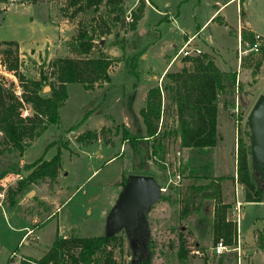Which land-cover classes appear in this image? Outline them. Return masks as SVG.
<instances>
[{
    "label": "rangeland",
    "instance_id": "1",
    "mask_svg": "<svg viewBox=\"0 0 264 264\" xmlns=\"http://www.w3.org/2000/svg\"><path fill=\"white\" fill-rule=\"evenodd\" d=\"M28 1L27 6H30L35 15L40 18L47 17L45 9L47 0ZM49 1L55 9V16L71 27L72 33L61 42L65 51L62 56H70L72 54L68 44L79 27L90 21L91 16H99L104 7L94 13L92 11L90 13L91 9L87 12L74 13V8L69 7L68 0ZM142 1L143 4L150 2L152 8L145 9L141 22L137 21L134 30L129 28L132 21L124 18L122 23L119 22L112 28L110 34L104 35V51L108 54L109 51H115L117 54L112 56L121 58L118 67L115 62L109 69L113 72L112 83L94 90H87L78 82L68 83L66 85L68 96L59 108V123L48 125L30 141L23 152L24 161L21 160V156H15L16 151L11 153L5 151L0 155V167L5 166L7 170L6 175L0 177V204L5 208V214L0 210V264L6 262L18 264L23 257L39 258L51 245L56 233L61 235L65 232L67 236L83 237L105 234L107 215L122 189L121 179L135 171L152 174L165 190L148 211L149 234L146 239L138 243L134 253H128V244L124 242L123 252L115 249L118 259L131 261L144 252L150 254L151 264H224L219 257L209 254L211 247L214 246L212 239L214 200L197 196L191 208L189 207L190 211L183 213V197L188 195V187L207 184L217 176L224 177L217 182L221 185L222 200L230 203L231 210L235 206V199L240 200L238 208L234 207V212L230 214V216L234 214L238 219L240 235L250 240L253 229L261 227V221L264 220V204L244 201L242 186L232 177L236 169L237 138L242 139L246 148L249 147L250 130L246 116L256 97L264 93V46L261 45L258 51H251L249 50L251 42L242 43V59L240 56V60L237 61V39L233 30L230 33L223 25L204 29L192 44L201 46L212 56L216 57L219 54L217 60L223 57L234 68L236 64L240 68L241 63L242 70L238 71L244 79V82H240L239 90L235 89L230 94L221 93L219 96V101L229 104V107L220 104L217 108L214 146L206 150L184 148L179 145L174 133L162 136L164 130L171 131L176 126L175 111L167 97L163 98L164 112L160 135L146 140L136 131L133 119L126 125L123 118L124 116L133 118L132 115L138 113V108L143 105L142 89L146 85V79L148 76L157 75L163 67L164 59L179 48L183 38L181 27L187 31L194 28L196 20H202V15L207 9L204 8V0H124V15L131 13L133 20L132 12L136 11ZM34 5L39 8H35ZM229 8L233 11L234 5H230ZM250 8L258 24V35H262L264 0H252ZM245 10L248 11L249 7ZM165 11L175 17L179 12V20L167 21L168 13L165 14ZM229 13L227 24L235 29V15ZM1 14L0 11V19ZM142 27L147 30H143ZM116 31L117 41L122 42L123 48L112 44ZM159 37L166 39L165 52L160 51L159 44L155 42L160 39ZM209 37L218 40L219 46H216L214 52L206 42ZM263 38L262 35V41ZM173 43L175 45H172ZM14 47L0 44V83L5 87L12 81L14 84L18 81L15 75L6 71L3 62L6 57L2 51ZM144 52L146 57L141 59L140 55ZM17 54L18 70L28 77L38 76L40 66L49 74L51 69L48 63L57 57L39 63L37 58L28 53L23 56L18 50ZM174 66L175 64L172 68ZM163 80L168 81L167 78ZM134 84H137L136 88ZM26 107L31 114L32 110L28 105ZM87 131H91L92 134L87 136ZM125 132L133 137L140 135L138 140L133 139L134 142L139 141L135 148L140 149L138 154L132 146L134 143L124 138ZM97 138H100V141H97ZM159 139L160 145H157ZM58 150L62 167L56 180L45 178L30 184L29 191L18 193L26 201L25 204L16 202L10 207L6 200L7 187H14L17 180L25 177L37 164L32 168H26L25 165L37 159L40 161L49 159ZM113 154L116 156L105 162V159ZM4 155L6 156L3 157ZM99 155H103L104 159L99 158ZM136 155H141L143 162H140V157ZM248 158L250 159V154ZM176 172L180 173L178 183L171 181V178L174 179L171 176ZM60 187L62 191L57 193V188ZM32 189L36 192L25 195L26 191L28 193ZM67 196L69 197L65 199ZM56 206H59L57 210ZM52 211L53 213L45 218L47 213ZM31 218H35L37 222L32 223ZM23 224L34 230L26 234L27 243L21 241L17 244L25 230H16L15 226ZM263 227L254 232L256 235L262 232L261 237L264 241ZM180 242H183L188 250L187 256L183 259L177 255ZM252 242L264 252V248L258 244L257 236ZM247 245L243 244L244 251ZM12 250L15 254L8 258ZM245 258L247 256L243 254V263Z\"/></svg>",
    "mask_w": 264,
    "mask_h": 264
},
{
    "label": "trees",
    "instance_id": "2",
    "mask_svg": "<svg viewBox=\"0 0 264 264\" xmlns=\"http://www.w3.org/2000/svg\"><path fill=\"white\" fill-rule=\"evenodd\" d=\"M6 2L7 0H0V4ZM68 5L74 8V13L87 12L90 9V13L91 11L94 13L101 7H104V11L100 12L99 16H91L90 21L79 27L68 44L72 55L54 57L48 63L51 69L49 74L43 70V66H40L37 79L20 73L17 43L12 40L0 41V44L15 46L14 49L5 48L2 53L6 57L3 61L6 71L18 79L15 84L12 81L8 87L0 83V155L5 151L8 153L16 151L15 156H22L30 141L48 125L59 123V108L68 96L66 90L68 83L78 82L85 89L94 90L95 87L110 81L109 68L113 63L121 60L120 57L104 51V35L110 34L117 23L124 21V0H68ZM143 7V2H140L136 11L132 12L133 20L129 24L131 30L136 28ZM117 36L116 31L112 44L123 48L122 42L117 41ZM181 63L183 64L177 70L165 74L168 81H164L160 87L153 86L147 90L145 105L139 110L146 133L141 137L156 138L160 135L164 112L163 98L167 97L175 111L176 126L171 131L164 130L162 136L172 132L178 138L181 147L206 150L214 146L216 140L219 95L230 94L235 89L239 90L241 83L237 80L234 71L219 69L207 53L183 56ZM46 85L49 86V90L44 92ZM27 105L32 110L31 114L26 117L20 116L22 107ZM91 134V131L86 133L87 136ZM128 134L125 132L124 138L134 143L132 146L138 154L140 149L135 148L139 141L134 142L133 139L138 140L140 135L133 137ZM241 140L237 138L236 169L232 178L242 186L244 201L260 202L264 200V166L253 160L250 144L246 148ZM157 145H160V139ZM136 156L140 157V162H143L141 155ZM35 164L37 165L34 169L25 177L19 178L14 187H7L6 200L9 206L13 205L14 197L18 193L29 189L30 184L45 178L56 180L61 169L60 150L49 159L42 161L37 159L27 163L25 167L32 168ZM6 173L7 170L4 169L0 172V177L5 176ZM126 177L121 179L122 186ZM223 178L217 176L207 184L190 185L188 195L183 197V213L190 211V206L197 196L212 198L214 200L213 243L222 240L227 247H234L237 244L238 226L236 220L227 217L230 203L222 200L221 185L217 182ZM261 234L263 233L258 232L256 236L259 246L264 248ZM124 242L128 244L123 230L111 235L87 237L77 235L63 237L56 233L51 245L39 258L23 257L18 264H151L150 254L144 252L135 260L118 259L115 249L118 248L123 252ZM128 253H131L129 244ZM187 254L188 250L184 247V243L180 242L178 257L183 259Z\"/></svg>",
    "mask_w": 264,
    "mask_h": 264
},
{
    "label": "crops",
    "instance_id": "3",
    "mask_svg": "<svg viewBox=\"0 0 264 264\" xmlns=\"http://www.w3.org/2000/svg\"><path fill=\"white\" fill-rule=\"evenodd\" d=\"M19 1V2H18ZM22 0H8L6 3L0 4V11L2 12V16L0 19V41L1 40H12L17 43L18 50L22 52L23 56L25 53H28L32 55L33 57L37 58L38 62L46 61L48 62L51 58L54 56H62L64 55V47L61 45V42L66 40L69 35L72 33L71 27L69 25H66L63 23L64 21H61L56 17L55 9H53V6L51 5L50 1L47 0V3L45 5L46 9V15L47 17H38L30 10V6H27V3H29L28 0H24L25 2H21ZM200 1V0H198ZM143 2V1H142ZM202 2V1H201ZM252 3V0H204V8H206V12L204 15H202V20L195 22L194 28H189V31L185 30L181 27V33L183 34V38L180 41L181 44L179 47L186 41L188 38H191L190 45L193 47H197L201 50V53H207L205 50L201 48V46L197 44H192L194 39L200 35L201 32L204 31L206 28H210L211 26H224V29H226L228 32L232 33V30L235 32L236 39H237V61L240 60V56L242 53H238L239 47L242 46V43L246 44L248 42L253 41V36L255 34H258V24L256 22L254 14H252V9L250 8V5ZM234 5L233 11L230 10V5ZM35 6V5H34ZM179 6V5H178ZM152 8V4L149 2L144 4V9L142 12V16L144 15L146 8ZM249 7V10L246 11L245 8ZM35 8H39L38 6H35ZM161 12V11H160ZM168 16L166 17V20L168 21H176V19L179 20V12H177L176 17L173 14H169V12L165 11ZM232 12L235 15V23L236 28L232 29V26H229L227 23L230 18V13ZM164 13V12H161ZM254 13V12H253ZM253 16V17H252ZM139 19L138 21L141 22L142 19ZM143 28V27H142ZM142 30V29H141ZM143 30H147L143 28ZM262 33V32H261ZM263 37L264 34L262 33ZM262 35H260L262 37ZM160 38V37H159ZM161 39V40H160ZM158 40H155L156 44H159L160 51L165 52L167 46H166V39L160 38ZM164 42V44H163ZM207 44L210 46L212 51L214 52L215 49L219 46L218 40L215 37H209L206 39ZM172 45H175L174 43ZM217 46V47H216ZM262 46H264V38ZM165 48V49H164ZM179 49V48H178ZM177 50L173 54H166L169 55L168 58L164 59L163 67L161 68L160 72L157 75H151L148 76L146 79V85H144L142 89V101L143 105L138 108V113L133 114L132 117L124 116L123 122L130 123V119H133L136 131L144 135L145 134V125L143 123V120L139 114V110L144 107L146 99V93L147 90L150 87L153 86H161L163 79L165 78V74L169 71H173L175 69L179 68V65L181 64V58L183 56L177 55ZM110 55H116L115 51H109ZM159 52V56H160ZM209 54V53H207ZM161 55V56H166ZM211 55V54H209ZM212 56V55H211ZM141 59L146 57V52L142 53L140 55ZM219 57V54L215 57L212 56L213 61L218 66L219 69L224 71H234L236 73V78L240 82H244V79H242L240 71L242 70L241 63L240 68L236 64V68H234L231 63L227 60H225L223 57H220V60H217ZM41 58L42 60H40ZM242 59V56H241ZM121 60H119L116 63V67L119 66ZM175 64L174 68L172 66ZM110 69V68H109ZM240 69V71H238ZM109 72L110 81L104 82L102 86H105L107 84L110 85L112 73ZM38 76H34L33 78L37 79L39 77V73H37ZM102 86L95 87L101 88ZM137 84H134V88H136ZM237 91V89H236ZM220 96V95H219ZM221 105L229 107V104L219 101V98L217 100V108ZM217 117V115H216ZM128 120V121H126ZM127 125V124H126ZM216 131H217V118H216ZM143 138L149 139V137L144 136ZM151 138V137H150ZM97 141H100V138H97ZM116 155H109L105 162L113 159ZM101 159H104L103 155L98 156ZM21 160L24 161V155L21 156ZM27 162V161H26ZM62 167V166H61ZM5 169V166L0 167V172ZM95 171V170H94ZM139 172V171H135ZM142 173V172H139ZM145 173V172H143ZM214 174V173H213ZM63 175V174H62ZM216 176V174H214ZM235 175V173H234ZM64 176V175H63ZM34 192H36L34 189H32ZM29 191V190H28ZM62 188H57V193L61 192ZM25 195H27V191L25 192ZM69 196H67L65 199H67ZM240 201V200H239ZM18 202L21 204H25L26 201L20 197L19 194H17L14 197V203L13 205ZM253 203V202H249ZM260 203L264 204V200L260 201ZM58 204V203H57ZM12 205V206H13ZM11 207V206H10ZM234 207H232V210L229 208L227 211V217L233 220L237 221L238 219L236 217L230 216L232 212H234ZM59 206H56L55 210H57ZM4 206L0 204V210L5 214ZM51 213H47V216L45 218H48ZM232 217V218H231ZM44 218V219H45ZM32 223H36L37 221L35 218H31ZM237 244L234 247H228L227 250L222 251L221 253H216L213 249V246L211 247L209 254L214 255L215 257H219L224 264L230 263V264H253L255 261L256 264H262L264 262V252H262L257 246H254L252 240H255V230H260L264 226V220L261 221V227L260 228H254L252 233V239L246 240L243 238L239 233V225H237ZM16 230L22 231L25 230L19 237V240L17 244H20L22 241L23 243H27L26 234L28 232L31 233L30 230H34L32 227H28L27 225H17L15 226ZM29 233V234H30ZM26 236V237H25ZM61 236H67V234L64 232L61 234ZM53 241V240H52ZM245 242V243H243ZM247 242V244H246ZM249 242V243H248ZM247 245V249L245 251L242 249V246ZM243 250V251H242ZM12 253L15 254V251L12 250L8 258L12 255ZM243 254L247 256L245 258V262L243 263ZM249 258V261H248Z\"/></svg>",
    "mask_w": 264,
    "mask_h": 264
},
{
    "label": "water",
    "instance_id": "4",
    "mask_svg": "<svg viewBox=\"0 0 264 264\" xmlns=\"http://www.w3.org/2000/svg\"><path fill=\"white\" fill-rule=\"evenodd\" d=\"M49 86H44V91ZM246 122L250 130V150L256 163L264 166V93L249 109ZM159 182L149 173L131 172L106 218V235L123 230L131 252L149 234L147 214L161 195ZM30 190L27 195L33 194ZM135 260V259H134Z\"/></svg>",
    "mask_w": 264,
    "mask_h": 264
},
{
    "label": "built area",
    "instance_id": "5",
    "mask_svg": "<svg viewBox=\"0 0 264 264\" xmlns=\"http://www.w3.org/2000/svg\"><path fill=\"white\" fill-rule=\"evenodd\" d=\"M125 19L127 21H132L131 13L128 12V14H126V16H125ZM190 43H191V38H188L186 41H184V43L179 47V49H178V51L176 53V56L177 55H181V56H188L189 55V56H192V55H197V54L201 53V50L199 48L191 46ZM262 43H263V41L261 39V36L258 35V34H255L253 36V41L250 43L249 50L258 51L261 48ZM242 50L243 49H241V47H239L238 53L239 54L243 53ZM236 108L237 107L235 106V110H236ZM29 115H30L29 109L26 106H23L21 111H20V116L26 117V116H29ZM235 122H237V120H235ZM169 175L171 176L170 173H169ZM171 177L174 178V179L171 178V181H174L175 183H178V181L180 179V173L176 172V174H174ZM160 187H161L162 191L165 190V188L162 187L161 185H160ZM235 194H236V192H235ZM239 205H240V201L238 199H235V207L238 208ZM213 249H214V251L216 253H221L222 251L227 250L228 247L224 243H222V240H219V241H217L214 244ZM12 255H14V253H12ZM5 264H10V263L6 262Z\"/></svg>",
    "mask_w": 264,
    "mask_h": 264
}]
</instances>
